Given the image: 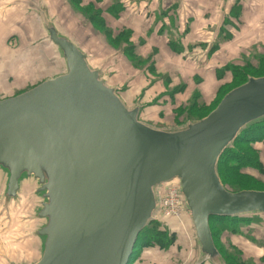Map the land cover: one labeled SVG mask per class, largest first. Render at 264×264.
Wrapping results in <instances>:
<instances>
[{
    "label": "water",
    "instance_id": "95a60500",
    "mask_svg": "<svg viewBox=\"0 0 264 264\" xmlns=\"http://www.w3.org/2000/svg\"><path fill=\"white\" fill-rule=\"evenodd\" d=\"M59 74L0 101V208L21 204L29 257L4 264H130L159 209L158 190L177 180L196 245L195 264H225L211 217L264 215V192H228L217 166L249 127L264 122V76L226 93L205 118L175 128L139 119L101 66L49 15L31 6Z\"/></svg>",
    "mask_w": 264,
    "mask_h": 264
},
{
    "label": "crops",
    "instance_id": "0c3cea01",
    "mask_svg": "<svg viewBox=\"0 0 264 264\" xmlns=\"http://www.w3.org/2000/svg\"><path fill=\"white\" fill-rule=\"evenodd\" d=\"M32 1L0 0V83L5 80L6 83L11 82V88L17 90L53 78L57 75L54 74L56 71L59 74L53 53L45 46L43 34L32 12ZM43 1L50 17H72L69 0ZM79 1L80 7L92 5L103 20L104 27L114 35L122 31L128 33L129 43L138 57H151L157 79L151 81L147 74L140 75V71L133 69L132 74H138L135 76L137 82L132 80L126 92L144 94L145 102L132 101L143 107L140 120L144 123H151L145 118L158 122L169 118L172 104H184L193 92L199 93L205 106L212 105L219 87L230 79L229 73L218 79V69L235 64L252 52L264 55V0ZM72 20L74 31H87L73 17ZM225 34L230 38H225ZM72 35L89 51L87 40H80L74 33ZM169 35L182 47L181 52L175 53L170 49ZM215 44L218 48L209 52ZM117 59L121 63L124 60ZM95 64L102 65L100 62ZM175 83L183 85L182 92L173 97H163L162 101L167 102L165 105L161 102L157 106L151 103ZM134 97L129 95L121 99L131 107L128 100ZM257 148L264 165V141L259 142ZM184 222L175 224L180 229L181 237L172 246L163 250L157 247L143 248L131 264H195L197 254L192 249V246L196 248L193 231L192 236L189 234L191 239L184 238L182 233L188 237L189 230ZM234 240V246L245 260L253 259L254 263L264 264V247L256 253L248 241L241 237ZM4 259L5 256L1 264L5 263Z\"/></svg>",
    "mask_w": 264,
    "mask_h": 264
},
{
    "label": "trees",
    "instance_id": "16d2710c",
    "mask_svg": "<svg viewBox=\"0 0 264 264\" xmlns=\"http://www.w3.org/2000/svg\"><path fill=\"white\" fill-rule=\"evenodd\" d=\"M69 2L70 4L72 3L71 5L75 6L80 12H83V14H85V18L88 23H90L91 25H95L99 30L105 28L103 24L104 23L103 20L100 18L99 13L96 10H94L92 5L86 7H80L79 0H74V1L70 0ZM91 12H93V14L90 15ZM102 33L104 34L102 35L105 37V39L107 40L108 44H110L111 47L123 41V43L127 47H125L122 50V52L125 51L126 54L124 52L123 53L127 56V58L130 61L135 62V65L137 66L141 65L140 66L141 68H136L131 64L132 68L138 71L139 70L145 71L147 76L151 78L150 79L151 81L157 79V76L155 74L154 64L151 62V57L149 56L144 59L138 57L135 54L133 46L129 43L128 33L122 31L117 35H114L110 29H108L106 32L103 31ZM171 37L172 36L169 35L170 49L175 53L181 52L182 47H180L177 43H175L173 41V38ZM225 38H230V35L225 34ZM217 48L218 45L215 44L209 50V52L215 51ZM255 53L252 52L248 57H241L237 61V63L227 64L223 68L218 69L216 71V76L218 79L222 78V76L225 73H229L230 79L228 83L219 87V89L217 90V97L212 105L205 106L200 100L199 93L193 92V94L184 104L172 106L171 116L174 119V122L175 120H178V117H180V115H185L186 117L184 124L189 122L188 120L194 119L196 117H198L197 119L200 120L202 117H204V115H206L211 110V108H213L216 105L221 95L222 98L230 90L243 84L248 77L258 78L264 76V55H260V54L255 55ZM253 58H254V64L251 62ZM251 72L255 73V75L251 74ZM179 86L180 88L176 87L169 92L170 93L169 97H173L175 94L183 91L184 88L183 85H179ZM117 94L119 96V92H117ZM142 109L143 107L141 106V110ZM140 113H139V119H140ZM173 125L174 127H168V128H175L181 126L178 124L177 125L173 124ZM257 133L259 137L256 136ZM262 141H264V122L253 125L248 129H246L244 132H242L238 136V138L234 141L232 148L226 150L221 155L218 162L217 171L220 181L224 186V188L229 189L230 191L233 192H238L241 190L264 191L262 189L260 190L258 189V188H264V165L260 160L259 150L257 148L258 142H262ZM239 186L241 188L240 190L239 189L237 190V187ZM254 216H259V215L234 217V218L211 217L209 219V229L211 232L212 231L211 221L215 220L217 221L216 233L221 234L218 232V230H220L224 232H229L230 233L229 235L231 234L234 235L235 230L233 229V226L236 223L239 224L248 223L249 220H253L254 218H256ZM175 224L176 222L174 220H168L166 221L165 224L159 223L156 220L150 222L139 235V239L136 243L135 249L133 250L131 256L130 264L135 259L136 255H138V252H140V250H142L143 248L157 247L163 250L172 246L176 241L177 234L179 233V229L175 227ZM212 240H213V236H212ZM227 246L231 250H237L236 252L238 253V255H224L217 250L221 258L225 262V264H236V260L239 264H244L245 261H242L241 252L237 249V247H235L232 244Z\"/></svg>",
    "mask_w": 264,
    "mask_h": 264
},
{
    "label": "rangeland",
    "instance_id": "374dc122",
    "mask_svg": "<svg viewBox=\"0 0 264 264\" xmlns=\"http://www.w3.org/2000/svg\"><path fill=\"white\" fill-rule=\"evenodd\" d=\"M37 1L39 0H33L32 1L33 5ZM69 1L68 3L71 9L70 13L74 21L78 23V25H81L82 27L86 28L87 31H81V32L74 31L75 26H73L72 17L70 19L53 18V20L55 21V24L63 32L70 35L77 42V44L88 54L91 60V63L94 66H102V69L108 76L109 83H110L109 85L118 88L120 98L129 96V95L135 96L133 99L128 100V102H130L132 105H133L132 101L134 100H139V102H145L143 99V95H144L143 93H126L127 89L129 88V84L132 82V80H136L135 82H137V79L135 76H138V74L137 73L132 74V70L134 68H132L131 64L135 66L136 68H141L140 67L141 65L137 66L135 65V62H132L127 58V56L125 55L126 54L125 51H123L125 54L122 52V50L127 46L123 43V41H121L111 47L110 44H108L105 37L103 36L104 34L102 33L103 31L106 32L108 29L102 28L101 30H99L95 25H91L90 23H88L85 18V14H83V12H80L75 6L71 5L72 3L70 4ZM91 14H93V12H91L90 15ZM93 30H94V33H92ZM72 33H74L80 40H84V41L87 40L86 44L89 47V51L85 50L80 45V43L75 39ZM255 55H258V53L256 52ZM117 58L121 60L124 59V60L121 63V62H118ZM98 62L102 63V65L95 64ZM251 62L254 64V58L251 60ZM55 66H57V64H55ZM134 71L136 72L137 70L134 69ZM139 71H140V75L141 74L146 75L145 71L143 70H139ZM56 73L58 75L57 71L54 72V74ZM251 74L255 75V73L253 72H251ZM253 78H256V77H253ZM37 85L38 83L36 85L26 87L22 90H17V89L11 88V82L6 83V80L2 81L0 83V101L15 97L29 89L34 88ZM179 85L180 84L175 83L172 88H168V90L163 95L158 96L157 99L153 100L151 103L154 104L155 106H157L159 102H161L164 105L167 104V102L162 101V98L163 97L166 98L167 95L170 94L169 92L172 91L174 88L176 87L180 88ZM221 96L219 100L217 101L216 105L213 108H211V110L206 115H204V117H202L201 119L205 118L211 111L214 110V108L218 105V103L222 99ZM172 106H176V105L172 104ZM185 118H186L185 115H180V117H178V120H175V122L172 116H170L169 118L162 119L160 122L156 121L155 119H149V118H145L144 120L146 121L148 120V122H151L149 124L154 125L157 128H168V127H174L173 124H176V125L178 124L182 126L184 124V121L186 120ZM197 118L198 117L194 119H190L188 121L189 122L198 121L199 119ZM256 136L259 137L258 133L256 134ZM228 188H229V185H228ZM240 188H241L240 186L237 187V190L238 189L240 190ZM258 189L264 190V188H258ZM226 190L231 193H237V192L230 191L229 189H226ZM241 191H245V190H241ZM246 191H257V190H246ZM260 192H264V191H260ZM28 209H29L28 205L21 204V206L17 207L16 209L14 210L11 209L8 215H6L3 211H1V208H0V264L4 262L3 261L4 256L10 257V258L31 256L30 253L33 247H32V243L30 242V240L27 239V229L29 226H28V223L25 222V220L23 219L24 214L28 211ZM254 217L256 218H254L253 220H249L248 223H242V224L236 223L233 226V229L235 230L234 235L233 234L229 235L230 234L229 232H224L220 230H218V232L221 234L216 233L217 231L216 222L217 221L212 220L211 221V229H212L211 233L213 236V241H214L216 249L224 255H238V253L236 252L237 250H231L227 245H230V244L234 245L233 244V242L235 241L234 239L235 238L238 239L241 237L242 240H246L251 244V248L254 252L257 253L261 251V249L264 247V216L259 215V216H254ZM180 220H183V222L189 229L187 231L188 237H186V233H182L183 237L186 239L187 238L191 239L192 230H191L188 218L182 217ZM177 235L179 236H177L176 239L181 237L179 233ZM191 241L193 245V240ZM18 249H21V250H18ZM192 249L194 253L196 254V248L192 246ZM260 254L261 253H259V255ZM241 259L242 261H245L244 264H257L256 261L254 263L253 259L245 260L242 256H241ZM236 264H239L237 260H236Z\"/></svg>",
    "mask_w": 264,
    "mask_h": 264
},
{
    "label": "built area",
    "instance_id": "2783aa9c",
    "mask_svg": "<svg viewBox=\"0 0 264 264\" xmlns=\"http://www.w3.org/2000/svg\"><path fill=\"white\" fill-rule=\"evenodd\" d=\"M180 186L177 180L168 182L158 190L159 209L155 214V220L165 224L168 220H174L180 224L182 217L187 218L186 208L180 195ZM180 220V221H179Z\"/></svg>",
    "mask_w": 264,
    "mask_h": 264
}]
</instances>
